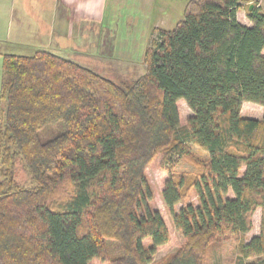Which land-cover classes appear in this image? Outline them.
Wrapping results in <instances>:
<instances>
[{
  "label": "trees",
  "instance_id": "obj_1",
  "mask_svg": "<svg viewBox=\"0 0 264 264\" xmlns=\"http://www.w3.org/2000/svg\"><path fill=\"white\" fill-rule=\"evenodd\" d=\"M257 1L188 0L183 19L153 32L145 71L130 83L49 50L2 55L0 264H152L169 238L145 174L159 153L165 167L177 157L194 168L167 169L161 196L184 241L162 264H204L223 239L237 243L236 264H264ZM245 4L250 26L236 18ZM180 99L192 112L184 125ZM244 101L262 116L241 115ZM17 158L30 185L15 178ZM191 191L198 203L176 211ZM257 208L259 232L247 240Z\"/></svg>",
  "mask_w": 264,
  "mask_h": 264
},
{
  "label": "crops",
  "instance_id": "obj_2",
  "mask_svg": "<svg viewBox=\"0 0 264 264\" xmlns=\"http://www.w3.org/2000/svg\"><path fill=\"white\" fill-rule=\"evenodd\" d=\"M187 1L0 0V23L2 30L6 29L0 42L30 48L24 52L31 55L37 50H49L84 67L77 57L87 61L92 55L108 56L111 60L105 66L108 69L109 65L112 70L109 79L130 83L127 77L137 56V61H142L141 68H145L144 52L153 32L158 28L172 29L181 20L169 27L172 23H168L170 20L164 18L163 12L174 6L185 8ZM246 5L237 10L236 18L250 26L252 22L246 16ZM257 6L264 12V0H258ZM157 11L163 14L160 18L154 17ZM7 53L15 54L11 51L0 53L1 69L2 55ZM261 53L264 55V47ZM111 62L124 66L125 73H116L115 64ZM248 107L254 108L256 114L263 113L261 105L244 101L241 115L250 114Z\"/></svg>",
  "mask_w": 264,
  "mask_h": 264
},
{
  "label": "rangeland",
  "instance_id": "obj_3",
  "mask_svg": "<svg viewBox=\"0 0 264 264\" xmlns=\"http://www.w3.org/2000/svg\"><path fill=\"white\" fill-rule=\"evenodd\" d=\"M183 9L184 8H177L176 6L170 7L166 11L163 12L165 14L164 18L169 19L170 21L168 23H172L169 27H173L176 21L179 19H183ZM162 12L157 11L154 14L155 18H160L161 15H163ZM2 23H0V36L2 33L6 32V29L2 30ZM30 48H23L21 46L11 45V44H3L0 42V53H5L7 51H11V53H15L18 55H31L29 52ZM142 55V54H141ZM90 58L86 61L82 58L77 57L81 63L85 64V66L95 72L100 73L102 76H105L107 78L112 77V70L110 66L108 65V69L106 68L105 64L106 62L110 61V57L108 56H101V55H92L89 56ZM137 56V60H138ZM141 57V56H140ZM134 61V68L129 71L130 74L127 77L128 81L131 82L132 80L136 79L139 75L144 73L145 68H141V62L142 61ZM83 61V62H82ZM103 61V62H102ZM111 62L114 66L115 64V72L116 73H125V68L122 65H119L117 63ZM114 72V73H115ZM113 73V74H114ZM2 74L1 69V63H0V77ZM182 99L177 101V107L179 109V122L180 124H185L187 117L190 115V111L188 110V106L183 103ZM184 102V101H183ZM251 104H255L252 102H249ZM182 104V105H181ZM3 107V102L0 99V110ZM247 110L250 114H243L245 117H252V118H260L262 114H256V110L252 107H248ZM1 115V111H0ZM193 151L202 156L205 157V153L198 150L195 146H192ZM174 169V170H193L194 168L190 163L187 162V160L183 158H177L175 157L172 164L165 167L161 163V154H157L153 159L150 161V163L147 165L145 174L148 183L151 186V189L153 191V198L149 201L150 208L158 210L161 215L163 216L165 223L167 225L168 231H169V238L168 241L159 246L157 248V251L152 257V264H162L170 255H172L176 249L183 243L184 237L182 233L175 228L174 224L172 223L170 214L168 210L166 209L162 196H161V189L163 187L164 179L167 176V169ZM15 178L18 183L22 185H30V178L21 164L19 158L15 161ZM193 202L195 205L198 203L196 195L194 191H191L186 198H184L182 201L178 202L175 205L176 211L182 207L187 202ZM252 228L247 232L246 237L247 240L252 237L253 235L257 234L259 232V224H260V208H257L252 213ZM148 239L144 240V243L147 244ZM236 245L237 243L231 239H223L218 241L217 243L212 244L208 249L207 252L204 255V264H236L237 261V251H236ZM109 255L114 253V248H112L110 245L108 247ZM254 258L247 259V261L253 260ZM89 264H109L108 261L103 260L101 258H94L90 261Z\"/></svg>",
  "mask_w": 264,
  "mask_h": 264
},
{
  "label": "water",
  "instance_id": "obj_4",
  "mask_svg": "<svg viewBox=\"0 0 264 264\" xmlns=\"http://www.w3.org/2000/svg\"><path fill=\"white\" fill-rule=\"evenodd\" d=\"M252 6V4L250 5V7Z\"/></svg>",
  "mask_w": 264,
  "mask_h": 264
}]
</instances>
